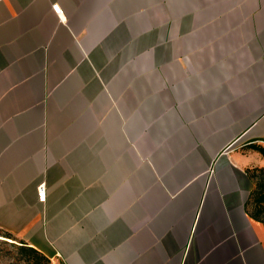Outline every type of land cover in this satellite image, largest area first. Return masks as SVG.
Returning a JSON list of instances; mask_svg holds the SVG:
<instances>
[{
    "label": "crops",
    "instance_id": "crops-1",
    "mask_svg": "<svg viewBox=\"0 0 264 264\" xmlns=\"http://www.w3.org/2000/svg\"><path fill=\"white\" fill-rule=\"evenodd\" d=\"M263 142L264 0H0V232L47 259L264 264Z\"/></svg>",
    "mask_w": 264,
    "mask_h": 264
},
{
    "label": "rangeland",
    "instance_id": "rangeland-1",
    "mask_svg": "<svg viewBox=\"0 0 264 264\" xmlns=\"http://www.w3.org/2000/svg\"><path fill=\"white\" fill-rule=\"evenodd\" d=\"M253 171L254 189L249 207L253 214L259 215L260 218L264 219V205L258 202L260 194L264 192V168ZM261 211L262 213H260ZM28 248L32 247L21 239L0 232V264H62L57 261L44 260L37 255L25 251Z\"/></svg>",
    "mask_w": 264,
    "mask_h": 264
},
{
    "label": "built area",
    "instance_id": "built-area-1",
    "mask_svg": "<svg viewBox=\"0 0 264 264\" xmlns=\"http://www.w3.org/2000/svg\"><path fill=\"white\" fill-rule=\"evenodd\" d=\"M53 11L59 16V18L64 21L63 13L59 5H53ZM38 199L39 202L45 203L47 199V192H46V183L43 182L38 187Z\"/></svg>",
    "mask_w": 264,
    "mask_h": 264
},
{
    "label": "trees",
    "instance_id": "trees-1",
    "mask_svg": "<svg viewBox=\"0 0 264 264\" xmlns=\"http://www.w3.org/2000/svg\"><path fill=\"white\" fill-rule=\"evenodd\" d=\"M250 148L253 149V150H255V151H257V152H259V153L264 157V147H263V146H260V145H252V146H250ZM252 177H253V179H254V175H253ZM252 194H253V193H252ZM251 197H252V196H251ZM258 202H259V204H263V205H264V192L260 194L259 199H258ZM263 211H264V208H263ZM260 213H262V211H261ZM258 217H259V215H258ZM25 251H28V252H30L31 254L37 255V256L43 258L44 260L49 261V259H47L45 256H43L42 254H40V253H39L37 250H35L34 248H28V249L25 250Z\"/></svg>",
    "mask_w": 264,
    "mask_h": 264
}]
</instances>
